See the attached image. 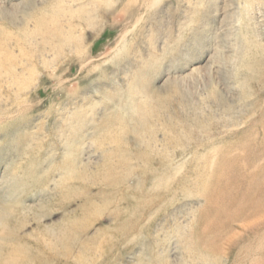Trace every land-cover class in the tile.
Instances as JSON below:
<instances>
[{
    "label": "rangeland",
    "instance_id": "obj_1",
    "mask_svg": "<svg viewBox=\"0 0 264 264\" xmlns=\"http://www.w3.org/2000/svg\"><path fill=\"white\" fill-rule=\"evenodd\" d=\"M1 213L0 264H264V0H0Z\"/></svg>",
    "mask_w": 264,
    "mask_h": 264
},
{
    "label": "bare ground",
    "instance_id": "obj_2",
    "mask_svg": "<svg viewBox=\"0 0 264 264\" xmlns=\"http://www.w3.org/2000/svg\"><path fill=\"white\" fill-rule=\"evenodd\" d=\"M256 60V59H255ZM109 130V129H108ZM168 166V165H167ZM163 170V169H162ZM176 170V169H175ZM173 172V171H172ZM176 174V172H175ZM174 178V177H173ZM137 190H135L134 188H132V193L134 192V194L136 193ZM6 214L1 213L0 214V226L6 228V224L4 223L5 219H6Z\"/></svg>",
    "mask_w": 264,
    "mask_h": 264
}]
</instances>
